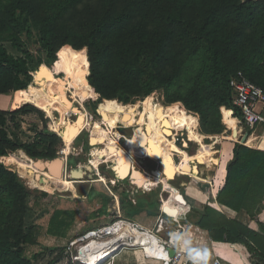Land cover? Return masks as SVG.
<instances>
[{
  "label": "trees",
  "instance_id": "1",
  "mask_svg": "<svg viewBox=\"0 0 264 264\" xmlns=\"http://www.w3.org/2000/svg\"><path fill=\"white\" fill-rule=\"evenodd\" d=\"M80 6L81 19L66 23L67 16ZM33 27L38 28L44 57L35 58L24 47L23 37L33 36ZM6 42L22 55L10 52ZM70 58L83 65L89 100H99L102 117H110L100 110L106 103H128L132 97L149 98L163 90L166 101L172 103L169 107L183 104L190 110L184 115L193 119L196 134L219 135L226 125L230 134L234 131L232 136H244L248 129L236 118L240 110L234 104L231 81L241 72L264 89V0H0V97L13 95L15 99L10 108L0 106V158L16 171L0 162V264H33L47 251L53 254L47 264H60L69 246H45L27 254L29 246L36 244L33 227L27 224L31 192L8 152L24 150L34 159L59 156L62 136L48 128L44 109L25 102L22 94L47 91L40 84L32 85L40 65H55V72L62 74ZM77 93L83 104L84 91ZM25 115H36L43 124L34 122L32 138L21 131ZM51 116L59 131L62 117L55 112ZM75 144L89 150L87 133L82 132ZM233 154L216 202L248 215L258 229L209 204L187 218L208 230L213 240L244 245L253 256L252 264H264V222L257 217L264 209V150L236 143ZM73 163L70 156L69 164ZM115 191L126 218L144 209L151 216L158 215V198L149 201L143 195L135 207L127 190ZM101 196L103 203L93 216L110 215L114 198ZM77 214L75 209L56 210L48 232L58 239L70 237ZM96 228L90 226L72 238Z\"/></svg>",
  "mask_w": 264,
  "mask_h": 264
},
{
  "label": "rangeland",
  "instance_id": "2",
  "mask_svg": "<svg viewBox=\"0 0 264 264\" xmlns=\"http://www.w3.org/2000/svg\"><path fill=\"white\" fill-rule=\"evenodd\" d=\"M84 5L85 4L81 6ZM81 6L79 10H75L67 16L68 19L65 20L66 23L76 24L77 20L81 19V17L83 16L80 11L82 10ZM37 35H38V28L33 27V36H30L29 38H27V36L23 37L24 47L29 49L34 54L35 58L45 56L44 51L41 49L38 43L39 37H37ZM5 46L8 48L10 52L15 54L16 56L22 55V53L19 52L17 49H15L11 43L6 42ZM66 64L67 65L61 68L60 70L61 72H63L62 74H57L55 72V65L54 67L49 64H45V65L51 68L54 76L56 75L59 79H62L63 82L65 83L66 96L68 99L67 101L71 105H73L72 106L73 108H70L65 112L59 109L56 110L50 109L47 106V103L45 104L47 100L46 93L53 92V90H51L49 83L45 82L43 84H40L37 82L38 74L36 75V78L34 75V81L32 85L37 86L38 84H40L43 88L47 89L48 92L46 90L44 91L32 90L23 93L22 96L25 102L32 103L35 105H40L41 108L45 110L44 111L36 106L37 108L41 109L44 112L45 116L48 118V126H49L48 128L50 130L62 136L63 134L62 132L64 131V129H68V131L70 128L73 129L74 134L73 135L71 134L69 138H66V141L64 139L62 140L63 146L62 145L57 146L59 150L58 151L59 156H62L59 154L60 152H63L64 149H67L70 146L69 153L67 154L65 153L63 157L65 159V162L67 163V166L65 165L66 167H64V179H66L69 182L73 181L69 173L70 170L74 167H77L79 165L83 166L85 164L91 163L92 161H96L98 164H96L95 170L92 172V174H88L84 177L85 178L84 181L77 179L75 180V185H76L75 190H73L72 188L70 189L66 185L59 187L54 191L42 190L37 187L31 186L25 178L23 179L25 186H27V188L31 192L29 197L30 211L27 216V224L33 227V231L35 234L34 240L36 243L33 246H29V248L27 249V254L33 253L34 251L42 250L45 246H52L56 244L65 245L68 243L69 246L67 248V251L64 253V258L60 264H77L78 262H80L79 260H77V258L81 260V258L79 257V251L83 245L86 246L91 241L103 240V239H96L92 236V238L85 239L82 242L76 243L77 240L81 238V236L77 238L76 237L72 238V236L78 233L80 235L83 229L85 230L90 226H92L93 228L100 227L106 224V222L108 223L111 222V220L113 219L115 220V218L117 221L118 219L117 217H119L118 216L119 206L116 207V203L120 202V198L117 195L115 189H118L119 191L127 190V193L129 194V198H131L134 203L138 202L139 198L142 197L143 195L148 196L149 201H151L154 198H158V200L160 201V211L163 208L165 209L164 204L168 199L172 203L174 202L173 204L179 203L177 199L178 196L177 194L180 192L181 193L185 192L186 195L184 186L187 183H192V185H196L202 188L206 187L205 188L206 190L207 189L208 190L210 189L211 191L214 190V192L216 193L218 188L217 186H215V184H217V181L215 183L212 182V176H217V180L219 182L224 180L221 171L223 167L226 165V162H229L228 154L230 152V148H232L233 144L240 143L237 141L240 140V134L232 136L234 131L232 130V133L230 134V132H228V130L230 129L229 127L228 128L225 127L224 132L219 135H205L201 132L203 134L202 137L199 133L196 134L195 125L193 124V119L191 117L187 118V116L184 115V114H188L190 110L187 112L185 108L182 106L183 104L177 105L176 107L175 106L169 107L168 104H172V103L166 101L164 96V91L156 90L153 93L157 98H159L161 103L165 107L167 105L168 107L166 108H175L176 110L177 118L176 121L173 122L174 129L172 131V134L168 137V139L170 141V146L172 147L171 153L174 158V161L182 165L181 166L182 174L178 173L180 175L178 176L176 175L174 179L168 178V176L164 171L163 161L159 158L157 154V148L159 146L155 144L151 146L148 144L145 147L137 145L135 147L136 154L135 152L128 151L131 161V167L129 170L130 172L126 174L124 171H119L120 172L119 175L121 176L119 177L116 171L114 170L115 169L114 162L108 160V157H106V152H103L102 145L104 143H110L109 138H112L114 139L113 145H118L123 149H126L129 139L135 137L140 127H143V129H145L146 134L150 137H152L154 134L160 133L159 131H157V129L156 130L151 129L147 121V117H146L147 110L144 106V103L148 102V99H150L151 97L149 98L147 97L144 98L139 96L132 97L130 98V101L128 103H125L124 101L121 100L119 101L117 99L118 100L117 102L123 104L124 108L116 111L111 110L114 107L109 106V104L106 103L101 106L102 108L100 107V110L102 109V112L108 113L110 117H102L99 112V106H100L99 100H97L96 98H91L89 100V96L86 89L87 85H86L83 65L81 63H76L71 58L67 61ZM41 66L42 65H40L38 70H40ZM78 90H82L85 93L84 95L85 101H83V104H81L82 101L78 97V93H77ZM14 100L15 99L13 95L1 96L0 106L4 109L10 108ZM22 104L25 103L22 102L20 105ZM138 108L143 113L140 122L138 124L129 125L130 120L128 121L124 120V115H125L124 113H129L131 117H134L137 115L136 110ZM54 112L55 114H58L62 117L61 124L58 123L60 126L59 127L60 132L54 128L55 121L54 118L51 116L52 114H54ZM80 119H82L81 120L82 122H80ZM34 122H36L37 124L39 123L41 127L43 125L42 121H40L36 115H25L21 123L22 133L25 132L26 135L31 136L32 138L34 136V133L31 131L30 128L31 126H33ZM114 127L117 129L119 133H121L119 134L118 137L113 136V133H115L116 131ZM68 131H66V134ZM82 132L87 133V138L90 143L89 150H84L81 147H79L77 144H75V139L78 136H80ZM99 132L102 133V137H97L96 134H99ZM253 132L255 134L254 140L248 145L259 148V143H261L262 145V142L264 141V123L256 126L253 129ZM225 137H228L227 140ZM228 140L231 141V145L229 144L228 146L227 145L222 146V141L229 142ZM183 141L184 142L187 141L188 146H185ZM246 143L247 142L243 144ZM200 147L207 149L209 151V157L203 161L202 160L199 161V163H201L202 165L198 166L196 173V172H192V167H193L192 162H194L195 160L193 159L190 161L191 162V169H190L188 160L186 158H188V156L192 157L196 155ZM126 150H128V148ZM222 151H223V155H222ZM102 152L104 156H102ZM8 155H13L14 159L15 157H21L18 151H14V152L10 151L8 152ZM221 155L224 158H222V162H220V164L216 165V163H211V160L213 158L218 159L221 157ZM70 156H73V161H75V163L69 164ZM32 159L36 160L34 158ZM0 162L3 163L7 168L13 170V172H16L14 169H12L7 165L6 159L0 158ZM133 167L136 171H139L142 175H145L151 179L156 178L155 172L156 173L159 172L158 174L160 177H157L159 179L156 180V184L151 189L146 190L135 184L136 180L132 178L134 172V170H132ZM17 169H18V165H17ZM200 172L207 174L211 178H209V180L204 179L202 176H200L199 174ZM211 172H213V174H211ZM17 175L20 176L19 173H17ZM91 194L93 196H91ZM101 194L104 195L109 194L114 198V200L111 201V207L109 209L110 215L100 216L98 214L96 216H93L95 212H98V209L101 207V204L103 203ZM35 203L41 205L36 206ZM58 209L78 210V214L75 217L74 226L70 231V237L64 240L58 239V237L48 232L49 221L53 213ZM263 211L264 209L261 212L258 211L257 217L260 220H264ZM166 212L175 217L172 218L169 217L167 214L163 213V216L160 214L162 217L159 220V216H160L159 214L157 216H151V220H150L152 222L151 228L152 229L154 228V231L158 229L157 225L158 223H161L162 220H164L165 222L164 224L167 228L165 232L167 233H170L171 229H173L174 226L176 225L175 224L176 220H179L177 219L178 217H176L177 216L176 213L178 212L172 213L170 210H166ZM184 213L185 211H183L182 214ZM142 218H148L146 212L141 213V222H142ZM238 218L247 225H249V222L251 221V218L246 214H240ZM141 248L142 246L136 249L140 254L143 253V250ZM140 257L142 258V255H140ZM52 258H53V254H51L50 251H47L42 259L34 261L33 264H47ZM116 258L117 257H115V259ZM131 258L135 259L136 257L131 256ZM143 260H145L146 262L148 261L152 262V259L149 257H146ZM112 262H114V260H112Z\"/></svg>",
  "mask_w": 264,
  "mask_h": 264
},
{
  "label": "bare ground",
  "instance_id": "3",
  "mask_svg": "<svg viewBox=\"0 0 264 264\" xmlns=\"http://www.w3.org/2000/svg\"><path fill=\"white\" fill-rule=\"evenodd\" d=\"M37 74H38L37 82L40 84L47 82L50 84L51 90H53V92H49L46 94L47 100L45 104L47 103V106L50 109H54V110L59 109L65 112L66 110H69L70 108H72L73 105H71L67 101L68 99L66 96L65 85L59 82L55 78L52 70L49 67L42 65L40 70H38ZM109 106H113L114 108L111 110H115V111L121 110L122 108H124L123 104H120L119 102H115L113 104H110ZM144 106L147 110L146 117H147L149 127L154 130L157 129V131H159L160 133L154 134L152 137H150L146 134L145 129H143V127H140L135 137L129 139L128 144H127L128 150H126L127 148L123 149L122 147L118 145H113L114 139L109 138L110 143H104L102 145L103 152H106V157H108V160H111L114 162V165H115L114 168L117 171H124L127 174L128 172H130L129 170L131 167V161H130L128 151L135 152L136 154L135 147L137 145L145 147L148 144L151 146L155 144L159 146L157 148V154L159 158L163 161L164 171L166 175L168 176V178L174 179L176 175L177 176L180 175L178 173L182 174L181 172L182 165L174 161V158L171 153L172 147L170 146V141L168 139V137L172 134V131L174 129L173 122H175L177 118L176 110L175 108H166L161 103L159 98H157L156 96H153L150 99H148V102L144 103ZM136 113L137 115L134 117H131L129 113H124L125 114L124 120H127V121L130 120L129 125L138 124L140 122V119L143 113L141 110H139V108L136 110ZM81 120L82 119H80V122H82ZM66 131H68V129H64L63 131V135L65 138H66V135L69 138L71 134L72 135L74 134V131L71 128L69 129L67 134H66ZM119 134L121 133H119L116 129L115 133H113V136L118 137ZM248 134L244 136H240V140H237V141L240 142V144H243L245 142H247L246 144L251 143L254 140L255 134H252L249 137H248ZM96 135L97 137H102V133L100 132L99 134H96ZM183 143L185 146H188L187 141L186 142L183 141ZM259 147L261 149L262 148L264 149V141L262 142V145L261 143H259ZM69 150H70V146L67 149H64V152L67 154L69 153ZM103 152H102V156H104ZM19 154L21 157H15V160L17 161V165H18L17 173H19L20 176L23 177V179L25 178L31 186L37 187L42 190L54 191L57 188L66 185L70 189L72 188L73 190H75V186H76L75 181L69 182L66 179H64V177H61L59 175L57 176V174H51L50 172H44L42 168L46 166V163L44 162L43 159H39V161L37 159L33 160L24 151L19 152ZM208 157H209V151L207 149L200 147L196 155L192 157L188 156V158L186 159L188 160L190 169H191L190 161L193 159L195 160L193 167H194V170L196 171L198 168L199 161L200 160L203 161ZM60 159L61 160H56L52 162L51 164L48 163V166L51 167L52 170L54 169V167L55 168L57 167L55 172H57V170L59 169V166H62V164L64 165L63 159L62 158ZM217 162H218V159L216 158H213L211 160V163H217ZM91 164L95 167L96 164L98 163L96 161H92ZM132 170H134L132 178L136 180L135 184L146 190L151 189L156 184V180L159 179L157 177H160L159 174H157L159 172L157 173L155 172L156 178L151 179L145 175H142L139 171H136L134 167L132 168ZM40 175L45 176L49 182H46V183L40 182V180L37 178V176H40ZM75 175L77 176L78 174H75ZM164 207L166 210H170L171 212H174L172 208V202L169 199L165 202ZM179 214L181 213H177L176 215H179ZM119 228L120 226L117 225L116 231L119 230ZM116 234H120V232L114 233V235ZM144 235H146L147 237L145 239L142 237L141 239L137 238V241H135L136 242L135 244H139L140 242L142 243L148 242L149 243L148 246L150 247V249L149 247H146L148 250H152L154 249V247L156 248L155 252L147 251L149 254H151L152 256H160L161 259L167 258V257H163L162 255L163 248H162V245L159 243L160 241L157 239V237L152 238L153 234H151L150 232H146V234ZM92 236L93 234L85 238H79L76 243L82 242L85 239L92 238ZM117 236H114L112 239L110 238L111 240H109L108 242L106 239L105 240H94V241H91L86 246L83 245L79 252V257L81 258V260H84L91 264L96 261L102 260V258H104L102 257L103 254H106L111 249L113 251L117 249V246L119 244V240H116ZM175 236L177 235H174V237ZM150 238H152V241H149ZM129 242H133V241H130L128 239H125L124 241V243L126 244ZM109 254L110 252L107 253L106 256H108Z\"/></svg>",
  "mask_w": 264,
  "mask_h": 264
},
{
  "label": "crops",
  "instance_id": "4",
  "mask_svg": "<svg viewBox=\"0 0 264 264\" xmlns=\"http://www.w3.org/2000/svg\"><path fill=\"white\" fill-rule=\"evenodd\" d=\"M241 124V123H240ZM226 127V125H225ZM199 130H200V126H199ZM229 132V131H228ZM231 137V136H229ZM226 140L228 137H225ZM227 141H222V146H228L229 144L231 145V141L228 140ZM235 144H233L232 148H230V152H229V162L230 160L233 158L234 154H233V149H234ZM64 151V150H63ZM65 153V152H64ZM222 155H223V151H222ZM218 158V163H216V165L220 164V162H222V158L224 157ZM63 159V161L65 162V159L63 157H60ZM228 161V160H227ZM229 162H226V165L223 167L221 174H223L224 180L226 177V168ZM217 174V172H216ZM209 178H211L210 176H208L206 178V180ZM205 179V178H204ZM224 180L219 182L217 180V176H212V182H216L217 184H215V186H217V192L215 193L214 190L211 191L210 189L206 190L202 187L196 186V185H192V183H187L184 186V189L186 191V195L185 192L183 193H178L177 199L178 202L177 204H173L172 203V208H174V212H178L181 213L179 215H177L176 217H178L176 220V225L174 226L173 229H171L170 233L165 232L166 231V226H165V222L163 221L162 223V227L161 230L158 231L156 229V231L154 232L155 234L152 235V238H156L161 242V239L165 240L167 239L171 232H173L174 230H180L181 232V237L187 238L190 243L187 247H185L183 245L184 250L186 251L185 257H183L178 264H212L216 259H219L221 261L222 264H248V263H253L254 259L253 256L250 255V253L248 252V250L246 249V247L242 244L236 243V244H232L229 242H224V241H216L213 240L210 236V233L208 230L203 229L195 224H193V222H191L187 217L188 215L194 210V211H199V212H203V208L205 205L209 204L212 205L213 207H216L217 209H219L220 211H222L223 213H225L229 218H236L239 216V213L221 206L220 204H218L216 202V196L219 192V190L221 189V187L224 184ZM175 196V197H176ZM131 199V198H130ZM132 200V199H131ZM133 202V200H132ZM135 207H138L137 202H133ZM185 204V205H182ZM217 205V206H214ZM119 209H118V216L119 213H121V217L124 220L127 221H131L136 223L137 225L142 226L145 230H154V228L152 229V222L151 220V214H149L144 208L143 211H141L140 209H142V207L139 208V210L141 211L140 213H136L134 214V217H132V219H128L125 216H123V213L121 211V206H120V202L118 203ZM174 206V207H173ZM111 207V206H110ZM109 207V209H110ZM183 211H185L184 214ZM110 212V211H109ZM142 212H146L148 215V218H142V222H141V213ZM172 212V213H174ZM264 212V211H263ZM163 213H165L164 209H161V211L158 212V214L163 216ZM166 214V213H165ZM177 214V213H176ZM159 216V220L162 216ZM120 217V216H119ZM118 217V218H119ZM158 222V221H157ZM160 222V221H159ZM262 222H264V220H262ZM110 222H106L105 225H102L100 227L103 226H108L110 225ZM161 223H158L157 228H159L158 226H160ZM249 226L254 228V229H258V224L256 223V221L252 220L249 222ZM98 227V228H100ZM97 229V228H96ZM95 230V229H94ZM92 231V230H90ZM88 231V232H90ZM131 231L128 232L127 234H123V235H115L117 236L116 240H119V242H122L121 238L123 239V242L125 241L126 238H128V240L131 238H135L136 234ZM152 234V233H151ZM138 238L141 239L142 238H146V235H142V234H138ZM114 237V234H108L105 237H103L102 239H106L107 242L109 240H111ZM111 238V239H110ZM152 238L149 239V241H152ZM142 241V240H141ZM159 242V243H160ZM183 242V241H182ZM126 244V243H125ZM130 246H124L121 249H117L116 253L112 254L110 252V254L108 255V258L102 262V264H163L162 259H160V256H152L151 254H149L147 251H154L155 252V247L152 250H148L146 247H149V243L145 242L142 243L140 242L139 244H134L133 242H129L127 243ZM151 245V244H150ZM140 246H142V250L144 249L149 258L152 259V262H146L145 260H143L144 258H146V254L143 250V253L140 254L136 249L140 248ZM152 246V245H151ZM118 248V246H117ZM150 249V247H149ZM203 249L207 250V255L206 258L204 256V252ZM191 250V251H190ZM109 253V252H108ZM142 255V258L140 257V255ZM117 257L115 259V257ZM131 256H135L136 258L132 259ZM190 256L191 259H187V257ZM111 258V260H110ZM120 258V259H118ZM110 260V261H109ZM112 260H114V262H112Z\"/></svg>",
  "mask_w": 264,
  "mask_h": 264
},
{
  "label": "built area",
  "instance_id": "5",
  "mask_svg": "<svg viewBox=\"0 0 264 264\" xmlns=\"http://www.w3.org/2000/svg\"><path fill=\"white\" fill-rule=\"evenodd\" d=\"M231 85L234 89V104L236 108L240 110V117L236 116V118H238L241 125L245 126V128L248 129V133H249L248 137H249L250 135L254 134L253 129L256 126L264 123V89L254 84L247 77H245L241 72L239 73V77L234 78L231 81ZM233 114L235 115L234 110H233ZM119 216L120 217L118 218L116 222L108 226H103L95 230H92L88 232L86 235H84L83 237H87L93 234L94 238L102 239L108 234H114V233L120 232V234H116L119 236V235L127 234L128 232L132 231L134 234H136V237L134 239L131 238V241H133L134 243L132 245H135L136 243L135 241H137V238L139 236L138 234L144 235L146 234V232L155 234L154 230L148 231V230H145L142 226L137 225L134 222L124 220L121 217V213H119ZM163 221L164 220L161 221V224L159 228L157 229L158 231L161 230ZM117 225H119L120 228L119 230L116 231ZM174 235L181 236L180 230H174L173 232H171L170 236L165 240L161 239L160 244L162 245V248H163L162 255L163 257H167V258H162L163 264H178V262L183 257H185L186 251L183 248V242L182 240H176ZM127 245L130 246L129 244H125L122 240V242H119L117 249L122 250V248ZM171 249L175 250V254L173 256H171L170 254ZM108 252H112V249ZM144 252L146 256L149 257L145 250ZM106 254H103L102 257H105L104 255ZM187 259L190 260L191 257L188 256ZM77 260L82 261L79 258H77ZM97 262L98 261L92 264H96ZM212 264H222V263L219 259H216ZM248 264H252V263H248Z\"/></svg>",
  "mask_w": 264,
  "mask_h": 264
},
{
  "label": "water",
  "instance_id": "6",
  "mask_svg": "<svg viewBox=\"0 0 264 264\" xmlns=\"http://www.w3.org/2000/svg\"><path fill=\"white\" fill-rule=\"evenodd\" d=\"M62 137H63V139L66 141V138L63 136V134H62ZM259 149H261L260 147H259ZM261 150H264V149H261ZM60 155H62V156H58V157H56V158H53V159H43L44 160V162L46 163V166L45 167H43L42 168V170L44 171V172H50L51 174H57V176L59 175V176H61V177H64V167H66L67 166V163L66 162H64V165L62 164V166H59V169L57 170V172H55L56 171V169H57V167L55 168L54 167V169L52 170V168L51 167H49L48 166V163L49 164H51L52 162H54V161H56V160H61L60 159V157H64V151L63 152H60L59 153ZM38 161H39V159H37ZM66 163V164H65ZM192 164L194 165V162H192ZM66 165V166H65ZM200 165H202L201 163H198V166H200ZM95 170V167L91 164V163H88V164H85V165H83V166H77V167H74V168H72L71 170H70V177L72 178V180L73 181H75L76 179L77 180H81V181H84V177L86 176V175H88V174H92V172ZM115 171H116V173L118 174V176L119 177H121L119 174H120V172L119 171H117L116 169H114ZM192 172H196L195 170H194V167H192ZM75 174H78L77 176L75 175ZM156 174V173H155ZM158 174V173H157ZM37 178L40 180V182H42V183H46V182H49L48 181V179L45 177V176H42V175H40V176H37ZM118 206V202L116 203V207ZM164 211L166 212V210L164 209ZM167 213V212H166ZM167 214H169V213H167ZM170 215V214H169ZM170 216H172L173 217V215H170ZM112 254H114V253H116V251L114 250H112V252H111ZM170 254H171V256H173L174 254H175V250L174 249H171L170 250ZM108 258V256H106L105 255V257L104 258H102V260H99L96 264H102V262L103 261H105L106 259ZM83 264H87V262L86 261H84V260H82L81 261Z\"/></svg>",
  "mask_w": 264,
  "mask_h": 264
},
{
  "label": "clouds",
  "instance_id": "7",
  "mask_svg": "<svg viewBox=\"0 0 264 264\" xmlns=\"http://www.w3.org/2000/svg\"><path fill=\"white\" fill-rule=\"evenodd\" d=\"M153 158V157H152ZM164 209V208H163ZM166 213V212H165ZM167 214V213H166ZM169 217H172V216H170L169 214H167ZM173 217H175V216H173ZM172 217V218H173ZM116 222V221H115ZM112 224V223H111ZM88 233V232H87ZM86 233V234H87ZM86 234H84V235H86ZM83 235V236H84ZM83 236H81V238L83 237ZM175 239L176 240H182L183 241V245L185 246V247H187L188 245H189V243H190V241L187 239V238H184V237H181V236H179V235H177V236H175ZM191 251V250H190ZM203 252H204V256H205V258H206V255H205V253H207V250L206 249H203ZM81 262V261H80ZM83 264V263H82ZM87 264H89L88 262H87Z\"/></svg>",
  "mask_w": 264,
  "mask_h": 264
},
{
  "label": "snow or ice",
  "instance_id": "8",
  "mask_svg": "<svg viewBox=\"0 0 264 264\" xmlns=\"http://www.w3.org/2000/svg\"><path fill=\"white\" fill-rule=\"evenodd\" d=\"M45 71H46V70H45ZM66 138H68L67 135H66ZM205 255H207V253H205Z\"/></svg>",
  "mask_w": 264,
  "mask_h": 264
}]
</instances>
